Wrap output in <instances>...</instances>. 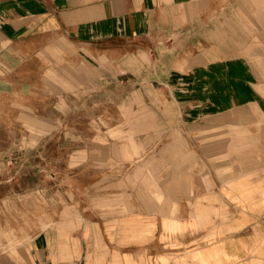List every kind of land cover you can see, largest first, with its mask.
I'll use <instances>...</instances> for the list:
<instances>
[{
	"label": "crops",
	"instance_id": "0c3cea01",
	"mask_svg": "<svg viewBox=\"0 0 264 264\" xmlns=\"http://www.w3.org/2000/svg\"><path fill=\"white\" fill-rule=\"evenodd\" d=\"M214 1L0 0V93L15 81H33L22 70L30 66L33 73L35 56L55 47L56 36L78 45L86 59L108 58L132 78L140 76L139 62L150 113L139 141L145 150L159 145L158 159H177L178 141L197 145L198 131L214 127L210 116L255 102L254 78L228 57L214 27L200 28L214 16ZM168 33L188 35L168 44ZM51 39L54 46L45 44ZM131 135L126 157L142 150ZM151 159L136 167L132 180L145 185L141 198L149 211L83 219L66 208V217L0 253V264H264V181L248 179L257 187L249 194L222 183L201 190L191 188L185 172L168 187ZM99 204L130 211L124 194Z\"/></svg>",
	"mask_w": 264,
	"mask_h": 264
},
{
	"label": "rangeland",
	"instance_id": "374dc122",
	"mask_svg": "<svg viewBox=\"0 0 264 264\" xmlns=\"http://www.w3.org/2000/svg\"><path fill=\"white\" fill-rule=\"evenodd\" d=\"M214 9L200 28L214 27L228 57L254 78L255 102L210 116L214 127L198 131L197 145L178 141L177 159H158L159 145L145 150L139 141L150 113L138 61L140 76L132 78L108 58L86 59L78 45L56 36L55 47L35 56L36 70H22L33 81H15L0 93V253L66 217V208L68 216L83 219L149 211L141 198L145 185L141 178L132 180L136 167L150 158L160 184L168 187L185 172L191 188L201 190L222 183L249 194L257 187L248 179L264 181V0H215ZM177 35L188 33H168L163 42L171 44ZM45 44L54 46L52 39ZM129 133L142 150L126 157ZM236 140L245 142L235 145ZM122 194L130 211L99 204Z\"/></svg>",
	"mask_w": 264,
	"mask_h": 264
}]
</instances>
